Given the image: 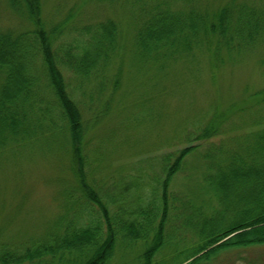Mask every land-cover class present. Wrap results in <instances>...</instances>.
<instances>
[{
  "label": "trees",
  "instance_id": "obj_1",
  "mask_svg": "<svg viewBox=\"0 0 264 264\" xmlns=\"http://www.w3.org/2000/svg\"><path fill=\"white\" fill-rule=\"evenodd\" d=\"M201 1L96 0L134 6L139 18L131 43L147 60L177 62L201 47L220 63L224 53L264 39V8L246 0L217 7ZM5 2L28 25L0 28V157L28 143L55 145L68 155L74 182L46 232L0 239V264H125L128 248L137 251L138 264H159L175 218L199 228L191 253L176 264L228 256V264H264V118L242 138H229L231 147L214 112L155 165L101 186L92 173L103 140L92 145L87 131L109 113L119 91L129 32L111 16L93 21L70 7L49 18L43 0ZM179 174L201 197L173 190Z\"/></svg>",
  "mask_w": 264,
  "mask_h": 264
},
{
  "label": "rangeland",
  "instance_id": "obj_2",
  "mask_svg": "<svg viewBox=\"0 0 264 264\" xmlns=\"http://www.w3.org/2000/svg\"><path fill=\"white\" fill-rule=\"evenodd\" d=\"M5 1L0 0V28L28 25ZM43 1L44 14L49 18H59L73 7L93 21L114 17L129 32V39H123L119 91L114 94L109 113L87 131L92 145L103 140L102 161L92 173L101 186H110L140 168L147 170L162 152L181 145L188 133L206 124L214 112L216 122L230 132L225 143L231 147L235 145L229 138H242L243 130L255 128L254 123L264 118V39L224 53L220 63L201 47H194L177 62L152 61L139 55L131 43L139 18L134 6L125 2L111 6L96 0ZM225 1L210 0V4L217 7ZM246 1L264 8V0ZM200 3L204 6L208 2ZM85 114L90 116L92 112L86 110ZM246 119L248 124L244 123ZM198 160L195 157L193 164ZM73 182L69 157L55 145L41 143L36 147L28 143L8 150L0 157V239L46 232L64 211V190ZM197 187L179 174L173 190H188L199 198ZM167 228L168 241L157 255L158 261L176 264L191 253L199 228L182 218H175ZM136 252L132 248L123 250L125 264H138ZM230 258H212L202 264H228Z\"/></svg>",
  "mask_w": 264,
  "mask_h": 264
}]
</instances>
